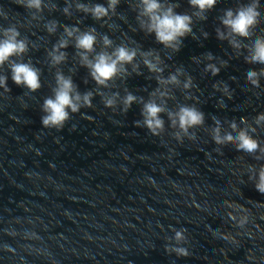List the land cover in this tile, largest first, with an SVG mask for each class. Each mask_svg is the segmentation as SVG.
<instances>
[{"label":"clouds","instance_id":"clouds-1","mask_svg":"<svg viewBox=\"0 0 264 264\" xmlns=\"http://www.w3.org/2000/svg\"><path fill=\"white\" fill-rule=\"evenodd\" d=\"M120 0H108V6L103 4H94L91 6L85 4H77V10L90 14L93 19L101 20L109 15V11H115L116 5ZM18 5L26 9H35L41 11L43 7V0H16ZM191 8L196 11L191 14L178 13L175 11L178 4H162L160 0H139L140 11L138 20H140L141 28L145 29L149 34L154 33L157 42L163 44L166 48H171L173 51H179L183 38L193 33V17L199 20H206L205 15L209 10L213 9L217 4V0H188ZM259 7V0H253V3L240 7L235 12L232 9H227L224 15L220 18L221 23L230 30L233 36L249 37L252 33L251 30L259 23L260 12L257 10ZM65 14L68 13V7L63 9ZM146 18V19H144ZM57 22L51 21L46 27L51 33L55 31ZM68 37H72L74 33H79L76 36L75 47L79 50V55L84 66L90 69V74L96 83L100 86L107 87L108 82L112 81L117 75L123 73L127 75V68L125 65L133 64L137 57V50L130 49L123 45L118 46L112 53L102 51L98 53L93 59H89L88 53L94 51L96 43L95 29L90 28L86 32H80L79 28L65 26L64 29ZM0 35L3 39L0 40V66H3L6 61L11 57L22 55L28 50L26 40L19 39L20 31L15 25H10L7 28L0 27ZM206 35V34H205ZM217 36L219 39H226V34L217 29ZM105 46H110L112 41L107 37H103ZM230 44L234 47L239 45L230 40ZM67 47V40L62 39L54 46L52 52L49 53L51 63L53 65L63 62L66 58V53L60 52L61 48ZM251 55L246 57V61L252 64L264 65V37H257L250 48ZM143 63L152 73L157 74V82L160 85H179V75H183V69L178 68L175 74H170L164 78L163 68L159 66L160 57L153 51L142 52ZM152 57L153 59H150ZM208 59H212V54H208ZM225 62H222V64ZM138 65L133 64V71H137ZM205 71L211 72L213 76L220 72V68L214 64H208ZM11 79L17 86H23L30 92H36L41 88L40 73L37 68L29 63H16L11 64ZM264 75V70L257 72L249 70L246 73L247 80L254 86H259L258 76ZM56 86L53 89V95L44 99L41 110L44 115L41 117L43 127L48 129H62L66 122L70 119L71 114L78 113L81 108L92 107L93 92L89 91L81 94L76 90L71 77H65L62 73H56ZM192 78L188 76L184 82L183 87L189 89L193 87ZM0 87H3L6 92L10 89L7 87V77H0ZM214 88L219 90V84L213 85ZM223 91L229 98L231 93L228 86L224 85ZM160 95L161 98L168 95L166 91H162L159 87L151 94L152 96ZM122 104L121 111L127 113L134 103H141V116L142 121L135 122L137 127H145L153 136H159L164 131V120L161 118V113L167 112L168 118L171 121V126L177 129L174 132V138L178 142H182L186 136L190 140H194L195 132H190V129L202 126L205 122V115L195 105H180L177 111L167 110L162 104H158L155 99H149L147 102L143 101L133 95L131 92L120 99L119 93H113L110 97L102 98L103 104L106 108H115L117 100ZM223 107V104H221ZM264 121V115L257 118V123ZM242 123L246 121L242 118ZM231 128L236 129L235 122L231 123ZM253 131H255L253 129ZM215 144L221 145L225 143H235L236 150L248 154L264 151L260 148L259 142L254 139L247 129L240 130L236 137L231 134H225L223 137L220 135L219 122L213 129V136ZM219 151V149H217ZM255 189L264 194V167L259 171L258 182L255 184ZM186 229L174 230V237L170 238L175 241V244H168L165 246L168 253H175L178 257H187L190 253L184 246L187 242L185 236Z\"/></svg>","mask_w":264,"mask_h":264}]
</instances>
